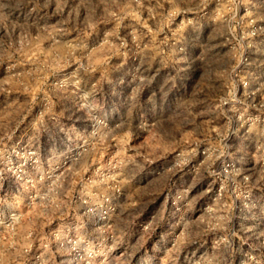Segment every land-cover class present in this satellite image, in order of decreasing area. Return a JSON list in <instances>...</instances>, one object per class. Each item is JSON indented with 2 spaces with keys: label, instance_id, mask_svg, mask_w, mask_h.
Returning <instances> with one entry per match:
<instances>
[{
  "label": "rangeland",
  "instance_id": "rangeland-1",
  "mask_svg": "<svg viewBox=\"0 0 264 264\" xmlns=\"http://www.w3.org/2000/svg\"><path fill=\"white\" fill-rule=\"evenodd\" d=\"M0 264H264V0H0Z\"/></svg>",
  "mask_w": 264,
  "mask_h": 264
},
{
  "label": "built area",
  "instance_id": "built-area-1",
  "mask_svg": "<svg viewBox=\"0 0 264 264\" xmlns=\"http://www.w3.org/2000/svg\"><path fill=\"white\" fill-rule=\"evenodd\" d=\"M246 85H247V83H246V82H244V83H243V86H246Z\"/></svg>",
  "mask_w": 264,
  "mask_h": 264
}]
</instances>
